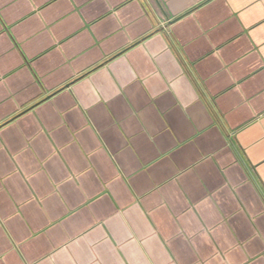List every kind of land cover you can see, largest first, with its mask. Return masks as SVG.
Listing matches in <instances>:
<instances>
[{
    "label": "crops",
    "instance_id": "1",
    "mask_svg": "<svg viewBox=\"0 0 264 264\" xmlns=\"http://www.w3.org/2000/svg\"><path fill=\"white\" fill-rule=\"evenodd\" d=\"M0 264H264V0H0Z\"/></svg>",
    "mask_w": 264,
    "mask_h": 264
}]
</instances>
